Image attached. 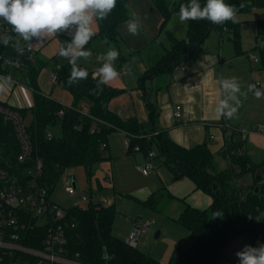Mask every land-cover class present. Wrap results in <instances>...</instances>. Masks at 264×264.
<instances>
[{"label": "trees", "instance_id": "1", "mask_svg": "<svg viewBox=\"0 0 264 264\" xmlns=\"http://www.w3.org/2000/svg\"><path fill=\"white\" fill-rule=\"evenodd\" d=\"M128 1L117 0L116 9L107 19L98 20L99 34L90 41L96 38L114 43L120 41L119 28L131 18ZM151 1L164 18L162 29H165L172 15H178L180 6L189 2V0ZM200 3L203 6L206 0H200ZM225 3L237 7L243 4L237 15L248 14L258 5L264 7V0L260 3L258 0H225ZM187 24V34L181 39L171 32H166L172 46L140 78L142 88H145L148 80L154 81L170 76L175 67L189 60L214 32L224 34L227 31L237 54H242L240 22L228 21L217 25L201 19L189 20ZM257 28L259 38L264 40V20L257 23ZM0 49L17 57L9 46L2 45ZM46 65V62L36 66L34 61H24V66L20 70H5L18 79L22 76L24 82L34 89V106L20 110L25 121L28 120L27 133L32 142L33 153L27 164L18 161L21 149L15 127L4 114H0V171L22 176L28 167H33L35 161L41 159L43 175L40 182L49 186L50 191H53V186L64 171L70 168L83 167L91 179L94 168L107 159L101 146L105 144L107 149L109 136L122 131L130 139L132 148L139 146L146 154L152 152L155 145L165 156V165L174 177L178 179L190 177L197 189L213 198L212 205L205 210L186 204L178 222L189 231L193 245L188 248H175L168 264H239V261L226 262L223 256L227 245L242 233L246 234L252 247L264 244V238H259L260 234H264V160L255 163L245 153L247 144L245 139L234 140L233 135L227 138L226 148L222 154L229 161V168L219 171L215 157L207 144L185 148L173 142L166 133L157 132L156 128H153V132H157V135L148 138L147 132L136 118L124 120L112 112L110 103L122 94L123 90L106 84L101 85V90L97 91L99 77L94 78L92 72L87 71V79L70 86L67 83L71 72L69 62L61 65L59 69L55 67L54 70L59 77V86L73 96L72 105L65 106L46 96L38 85V78ZM78 66L83 68L80 64ZM84 105L89 108L88 114L81 112ZM148 106L152 109L150 102ZM60 112H63L62 116L59 115ZM151 117L152 123L155 124V112L151 113ZM92 129L95 131L92 132ZM49 134L52 135L51 138ZM238 170H241L240 174ZM259 173L262 175L261 181L257 180ZM245 174L253 175L254 184L247 196L242 197L243 192L238 190L235 181ZM98 188L100 191L103 189L100 182ZM163 197L169 200L174 198L171 194L162 193L141 203L156 210L160 198ZM116 213L114 205L101 207L91 203L87 208L80 206L67 208V221L69 225L75 224V227L67 228V255L77 258L84 264H162L157 258L138 247H131L114 234ZM214 214H218L219 217H213ZM248 216H251L253 221L247 231L241 230L239 226ZM46 232L45 228L38 227L30 230L29 233L36 234L37 238L31 237L25 244L41 248ZM104 253H107V258H102ZM17 261V258L8 256L0 264H13ZM20 261L24 264H33V260L26 257H20Z\"/></svg>", "mask_w": 264, "mask_h": 264}, {"label": "crops", "instance_id": "2", "mask_svg": "<svg viewBox=\"0 0 264 264\" xmlns=\"http://www.w3.org/2000/svg\"><path fill=\"white\" fill-rule=\"evenodd\" d=\"M261 1L262 0H258L259 3ZM127 6L131 14L130 19H138L141 27L139 29V34L133 36L127 31V21L123 23L119 28V43L123 44L126 52H130L131 57L137 56L140 58L141 63H143V61L145 62L142 64V70L144 71H138L134 79L127 78L124 81L117 76L108 83V85L114 88L123 90L122 94L111 101L110 110L121 116L124 120L136 118L147 132L146 137L148 138H151V136H154L157 132H163L166 133L173 142L185 148H193L197 145L207 144L215 157L218 170H227L229 168V161L225 159L222 154L223 150L226 148V140L229 136H234V133L239 132L238 130L241 129L239 123L241 124L243 119L241 120V118H238L240 109L244 106L246 101L256 96L255 92L257 90H261L264 86L259 80L257 81L260 77H262L264 81V76L262 74L257 75L255 72L256 67L253 66V63H261L264 67V53L263 48L259 47L258 44L260 38L257 28V23L264 20V17L247 16L242 19H237V21L241 23L240 44L242 54H237L235 45L231 41L230 34L227 31L224 34L214 32L204 41L201 48L196 51L189 60L176 66L170 76L162 78V80H148L145 83V88H142L140 78L150 68L148 66L151 61L148 51L150 46L154 45V43L162 38L166 32H171L179 39L185 37L188 31V24L187 22L181 23L178 16L174 14L170 18L165 29H162L164 18L151 0H129ZM262 8L261 5H258L248 14L253 13L256 9L260 10ZM99 31V22L96 21L95 35L92 38L96 37ZM57 36L58 34L43 38L39 41L34 39L29 42L32 43L36 49V55L41 51L48 58H53L58 55L60 48V41L57 39ZM97 39L99 38L94 40ZM93 41H89V43ZM88 45L90 46V44ZM257 49L262 51V58L260 59L252 55L253 51ZM36 58L37 56L34 60L36 66H40V64L45 62L38 61V63H36ZM121 58L122 57L119 55V60ZM56 66L61 65L57 64ZM83 68L86 71L89 70L85 67ZM98 70L91 69L88 72L94 74L97 73ZM233 77L236 78L240 85V93L237 94V100H228L229 109H226V111H230L233 108L235 109L233 115L229 117L219 112L217 108L221 101L225 100V93L222 90L220 81ZM148 82L152 84L156 82L155 90L152 89V84L151 87H147L146 84ZM48 84L52 87V90L50 93H44L39 85L38 78V85L43 94L55 99L65 106L72 105L73 96L67 90L59 85L56 87L53 86L50 83V77L48 79ZM250 85H254L255 88L249 90ZM150 91H152V94ZM260 92L264 94V90ZM17 93L19 96H14L10 99V102H22L26 104L27 108H32L34 106L33 93L22 90L21 88L17 89ZM262 96L263 95L260 97ZM148 102L151 103L152 109L149 108ZM252 105L250 107H252ZM176 106L182 107V118L180 119L174 117ZM152 112L156 114L155 124L152 123ZM223 124L229 127L224 128ZM260 126L264 127V125ZM153 128H156L157 132H153ZM117 132L124 137L125 142L130 140L124 132ZM243 139L247 141L245 153H247L255 163H261L264 160V133L252 127V130L248 132L246 137L243 136ZM153 148H155V145ZM108 149L112 150V152L118 156L117 158L126 159L127 157L125 155V150L122 149L118 152L115 147L109 143V139L106 150ZM142 152L143 151L129 153L138 154ZM126 153L128 152L126 151ZM143 154L144 157L139 158L142 163L146 161V153L143 152ZM221 162H224L225 165L222 166ZM165 168L168 169L167 167ZM138 170H140V167H138ZM152 171L155 172H150L148 175L142 173L143 176L147 177L143 185L131 186V191L129 192L135 195L136 201L141 203L148 201L152 197H157L162 193L171 194L174 198L170 200L167 215L174 216L177 218V221L184 211L186 204L201 210L208 209L212 205V196L197 189L194 181L190 177L178 179L172 175L169 169L166 172L158 165L156 167L154 166V170ZM112 178H114V176ZM98 182L102 185L100 180H98ZM114 194L117 193L114 191ZM111 205L112 203H110V206ZM136 224L137 223H135V225ZM160 231V237L164 235H166V237L169 236L167 230L161 229ZM245 237L246 238L243 239L237 236L229 243L223 256L226 262L239 261L236 253L242 250L245 245H249L247 236ZM168 238L171 239L170 241L174 242L171 236ZM192 245L193 241L192 244L190 243L188 246ZM175 248H177V246L174 247V249Z\"/></svg>", "mask_w": 264, "mask_h": 264}, {"label": "rangeland", "instance_id": "3", "mask_svg": "<svg viewBox=\"0 0 264 264\" xmlns=\"http://www.w3.org/2000/svg\"><path fill=\"white\" fill-rule=\"evenodd\" d=\"M247 16L264 17V7L260 10H254L251 14L238 15L237 19H242ZM57 39L60 41L61 47L64 42H70L71 36L68 33H60L58 34ZM88 44H90V46ZM88 44L86 45V50H90L92 55L88 59L80 58L77 61L78 64L82 65L86 69H94L97 71L103 63V61L99 60L98 57L106 53L110 48L117 49L120 56L122 57V60L120 59L121 61L119 59L115 61V68L117 69L119 73L118 77L121 80L123 79L125 81L127 78L134 79L137 72L142 70V64L145 63L144 61L141 63L140 58L137 56L131 57L130 52H126L124 50L123 44L119 42L114 43L110 40L99 38ZM258 44L259 47L263 48L264 53V42ZM171 46L172 42L168 38L167 33H165L162 38L158 39L154 45L150 46L148 49L150 54L149 59L151 60L148 66L151 67L158 58L163 56L166 51L171 48ZM252 55H255L260 59L262 58V51L257 49L256 51H253ZM36 56V63H38V61L47 62L46 67L43 68L40 74L39 85L44 93H50L52 87L49 86L48 79L51 73L57 64L63 65L67 63L68 60L62 58L59 56V54L53 58H48L41 51H39ZM253 66L256 67L255 72L257 75L262 74L264 76V67L261 63H253ZM124 72H126V75H123ZM21 77L22 76H20L19 80L24 83V78ZM160 79L162 80V78ZM258 80L264 85L262 77L257 79V81ZM155 83L156 82L152 84L148 82L146 85L147 87H151L152 84V89L155 90ZM261 90H264V86ZM150 93L152 94V91H150ZM251 105L252 107H250ZM238 118H241V120L243 119V122L241 124L239 123V125H241V128L245 129L247 132L251 131L252 127L258 129L260 125H264V95L259 98L255 96L250 98L249 101H246L238 113ZM26 123H28V120ZM242 138L243 135H241L240 132L234 133V140H241ZM109 143L115 147L118 152L124 149L125 155L127 156L126 159L117 158L118 156H116L112 150H105L104 156L107 159L94 168V174L91 179L83 167L68 169V174L75 177L77 182L76 195L70 196L65 192L63 180L61 179L53 191L52 199L56 203L60 204L63 208H70L73 206L87 208L88 202L81 199V195L84 192L92 189L94 194H102L108 199L110 203H112V205L115 206L117 211L113 227L114 234L126 241L130 233L135 229V223L139 221L144 223H152L149 227V230L141 233L138 249L157 258L162 264H168L169 257L171 256L174 247L177 246L188 248L190 247L188 245H190V243L192 244V241L189 237V231L177 221V218L172 215H167L168 205L170 203L169 199L164 197L160 198V201L157 204V209L154 210L136 201L135 195L129 192L131 191V186H141L146 181L147 177L143 176L142 174V168L145 167L146 161L142 163V161L139 159L144 157L143 152L138 154L126 153L127 149L125 140L119 132L112 133L109 136ZM152 152L155 154V156L151 159L153 165L155 167L158 165L161 167V169L167 172L168 169L165 168L166 166L164 164L166 161L165 156L162 155L156 147L153 148ZM221 165L224 166L225 163L221 162ZM138 167H140V170H138ZM152 172L155 171H151V173ZM113 176L114 178H112ZM98 180H100L104 186L101 191L98 188ZM253 184L254 178L252 174H245L241 177H238L235 181V185L238 190L243 192L242 197L247 196V193ZM114 191L117 194H114ZM161 229L167 230L169 232L168 237L171 236L175 243L170 241L171 239L166 237V235L155 239V232ZM245 236V233L238 235V237L243 239L246 238Z\"/></svg>", "mask_w": 264, "mask_h": 264}, {"label": "built area", "instance_id": "4", "mask_svg": "<svg viewBox=\"0 0 264 264\" xmlns=\"http://www.w3.org/2000/svg\"><path fill=\"white\" fill-rule=\"evenodd\" d=\"M8 40V43L4 42ZM263 43V40H259ZM2 45L9 46L17 57L10 55L6 50L0 49V114H4L14 125L16 135L20 144L21 153L18 161L21 164H27L32 157L33 146L27 133V125L25 119L20 114V110L28 109L26 104L22 102H10L14 96H19L17 89L33 93L34 89L27 83L21 82L17 77L6 73L10 71L20 70L24 66V61L33 62L36 57V51L30 42L24 41L21 37L14 33L11 26L0 19V47ZM57 69L60 66H56ZM126 75V72L123 73ZM94 78L98 77V72L93 74ZM50 83L53 86L59 85V77L57 71L54 70L50 76ZM83 114L89 113L87 106L81 107ZM63 112L59 115L62 116ZM174 117L182 118V107L176 106ZM224 128L229 126L223 124ZM260 132L264 133V127L260 126ZM95 129H92L94 132ZM244 137L247 131L243 128L238 130ZM157 135V133L155 134ZM51 138L52 135L49 134ZM127 152H141L139 146L134 148L130 145V140L125 142ZM102 150H106V145L101 146ZM155 154L149 152L146 154V164L142 168V173L148 175L154 170L151 162ZM241 170H238V174ZM43 175V162L41 159L35 161L33 167H28L22 176L11 175L7 171H0V262L5 257L17 258V262L21 263L20 257H26L33 260V264H84L77 258L67 255V228L75 227L67 221V208H63L60 204L52 199L54 189L58 182L62 179L64 190L70 196L77 193V182L75 177L68 174V169L61 175L59 181L50 191L49 186L43 185L40 180ZM83 201L88 205L98 204L101 207L110 206V202L102 194H94L92 189L81 195ZM253 218L248 216L239 226L241 230L247 231ZM152 223L137 222L135 229L130 233L127 243L131 247H138L139 237L142 232L149 230ZM45 228L46 235L41 248L30 247L25 242L30 239L37 238L36 234H30V230L35 228ZM260 239L264 238V234L259 235ZM19 257V258H18Z\"/></svg>", "mask_w": 264, "mask_h": 264}, {"label": "clouds", "instance_id": "5", "mask_svg": "<svg viewBox=\"0 0 264 264\" xmlns=\"http://www.w3.org/2000/svg\"><path fill=\"white\" fill-rule=\"evenodd\" d=\"M117 7V0H0V19L11 26L15 34L24 41H39L43 38L68 33L70 42H64L59 48V56L68 60L71 72L67 83L71 86L87 79L88 73L80 68L77 61L80 58L88 59L92 53L86 50V45L95 35L96 21L105 20ZM234 4L225 3V0H206L202 6L200 0H189L179 8L178 18L181 23L189 20L206 19L213 24L222 25L228 21L237 22L239 8ZM141 25L138 19H130L126 22L129 34H139ZM8 43L7 39H4ZM119 52L110 48L106 53L98 57L103 61L98 70V82L96 90H101V85H106L119 73L115 68V61L119 59ZM225 100L221 101L217 110L231 117L235 111H230L228 100H237L240 93V85L236 78L222 79L220 81ZM249 86V90L254 89ZM259 98L262 94L256 91ZM238 102V101H237ZM213 217H219L214 214ZM239 264H264V244L259 247L245 245L236 253ZM102 258H107L104 253Z\"/></svg>", "mask_w": 264, "mask_h": 264}, {"label": "water", "instance_id": "6", "mask_svg": "<svg viewBox=\"0 0 264 264\" xmlns=\"http://www.w3.org/2000/svg\"><path fill=\"white\" fill-rule=\"evenodd\" d=\"M261 178H262V175L259 173L258 176H257V180L258 181H261ZM257 191H258V189H257ZM160 235H161V231L160 230H157L155 232V234H154V238L155 239H158L160 237Z\"/></svg>", "mask_w": 264, "mask_h": 264}]
</instances>
